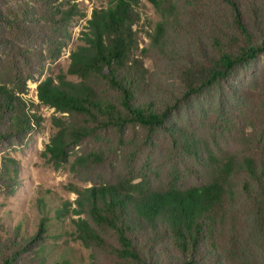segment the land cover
Listing matches in <instances>:
<instances>
[{"label": "trees", "instance_id": "trees-1", "mask_svg": "<svg viewBox=\"0 0 264 264\" xmlns=\"http://www.w3.org/2000/svg\"><path fill=\"white\" fill-rule=\"evenodd\" d=\"M148 1L158 20L139 54L140 0H107L93 7L66 71L36 86L39 104L54 112L42 156L88 183L70 185L76 197L54 218L77 216L88 264H264V110L257 129L230 135V110H244L237 78L264 56V0ZM68 10L56 11L59 21ZM148 57L164 61L172 87L152 86ZM31 77L20 67L9 82L0 75V140L40 126L21 95ZM208 112L209 127H191ZM157 156L169 166L155 184ZM37 208L34 235L17 228L0 239V264L46 263L49 209L42 200Z\"/></svg>", "mask_w": 264, "mask_h": 264}, {"label": "rangeland", "instance_id": "rangeland-1", "mask_svg": "<svg viewBox=\"0 0 264 264\" xmlns=\"http://www.w3.org/2000/svg\"><path fill=\"white\" fill-rule=\"evenodd\" d=\"M106 1L0 0V75L4 81L9 82L15 67H20L24 74H32L26 81L25 93L21 95L30 104L28 110L42 117L40 126L24 134L22 138L8 137L0 140V239L4 240L14 234L17 228L23 237L34 235L41 217L37 208L39 200L45 201L50 216L40 251V255L46 257L45 264H56L64 260L66 264H88L92 258L91 250L84 247L75 236L71 219L77 216L68 213L62 220L54 218L53 210L56 207H62L65 202L72 203L76 197L74 192L69 191L70 185L83 187L88 183L75 178L68 165L55 169L42 156L41 152L54 132L51 123L54 112L52 108L39 104L36 86L43 78L66 71L69 53L80 43V33L86 20L90 18L93 7L103 5ZM58 9H71L68 11H71L72 15L67 20L59 21L60 15L56 12ZM139 11L141 19L134 27L138 44L137 54L148 44L144 31H151L158 20V14L148 0H140ZM143 61L149 71V77L153 78V87L158 79L167 88L172 87L168 76L162 71L164 61L153 57L143 58ZM67 77L74 79L71 75ZM263 82L264 56H259L255 69L250 73H242L237 78V105L244 110H230L235 116L231 119L236 128V131L230 132L232 137L243 129L250 133L257 126L256 120L261 119L264 109L260 108L259 104L264 107V90L260 85ZM212 116L213 114L208 112L201 119L203 124L193 121L191 127H209ZM231 141L225 142V146L228 143L232 145ZM258 147L260 148V145ZM144 161L145 158L141 157L138 164L141 165ZM168 166L169 164H165L159 156L152 162V167L155 168V184L163 182ZM73 207L74 204H71L69 208ZM32 248L36 249L37 246ZM24 257L27 258L25 255ZM27 262L22 258L18 264ZM95 264L111 263L98 257Z\"/></svg>", "mask_w": 264, "mask_h": 264}]
</instances>
